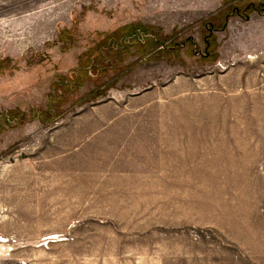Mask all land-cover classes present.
<instances>
[{"label":"rangeland","instance_id":"rangeland-1","mask_svg":"<svg viewBox=\"0 0 264 264\" xmlns=\"http://www.w3.org/2000/svg\"><path fill=\"white\" fill-rule=\"evenodd\" d=\"M0 264H264V0H0Z\"/></svg>","mask_w":264,"mask_h":264}]
</instances>
